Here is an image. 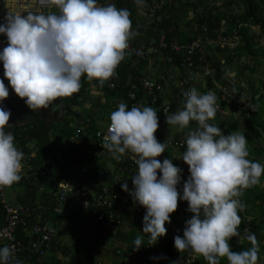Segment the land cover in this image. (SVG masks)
<instances>
[{"label":"clouds","instance_id":"9594fccd","mask_svg":"<svg viewBox=\"0 0 264 264\" xmlns=\"http://www.w3.org/2000/svg\"><path fill=\"white\" fill-rule=\"evenodd\" d=\"M48 11H8L0 22V34L7 45L0 50L4 76L15 94L32 109L48 108L58 98L70 97L81 87V78L103 84L115 74L124 59L129 40L136 35L127 8L111 0H36ZM139 6L145 0H135ZM58 9L54 12L53 9ZM9 89L0 79V104ZM184 106L166 116L167 124L185 130L186 149L181 159L190 175L182 184V169L172 159H157L167 144L155 133L159 116L151 106L128 107L119 102L110 113L108 134L103 148L117 161L126 153L138 166L132 176L133 189L121 184L146 209L142 233L136 235L134 249L154 245L167 232L170 214L178 199L186 201L192 213L185 220L183 236L174 237L180 252L190 250L208 264H257L259 244L255 233L245 230L250 247L234 251L229 244L240 236L239 212L246 207L244 190L261 182L264 163L249 159L248 140L243 132L225 135L214 120L217 96L196 87L183 91ZM10 111L0 106V186L21 180L24 153L9 128ZM193 122H195L193 124ZM159 173V175H158ZM0 264H23L16 258L14 245L0 246ZM171 264H177L172 261Z\"/></svg>","mask_w":264,"mask_h":264},{"label":"trees","instance_id":"16d2710c","mask_svg":"<svg viewBox=\"0 0 264 264\" xmlns=\"http://www.w3.org/2000/svg\"><path fill=\"white\" fill-rule=\"evenodd\" d=\"M156 1L159 0H145L144 5L142 6L137 5L135 0H116L114 2L118 8L123 7L130 11L132 27H136L137 25L144 27L143 31H137L136 34L137 37H139L138 40L142 43H147L151 40L156 41V36L159 35L160 32H163L167 42L173 41L179 44H184L191 42L199 34H203V32L200 31L202 27H205L208 30V35L212 38L216 37L214 33L215 31L223 29L228 35H232L233 31L236 30V34L239 37V44L231 48V51L228 50L229 48L216 50L209 48L207 49V55L204 57L203 62L198 61L201 56L197 55L193 58L192 62L187 64V69L196 71L198 66L201 67L203 64H207L213 70L212 78L215 80L222 81L227 76L231 75L243 79L246 87L245 89L232 87L231 90L238 98H242L241 96L244 95V104L248 110H243L240 113L242 115L251 113L247 120L249 125L248 130L249 132L254 133L258 140H262L264 144V121H262V117H264V92H260V89L264 90V81L261 79V76L264 77V69L263 72L259 71L260 78L254 80L251 78V76L256 73L253 66L249 67L243 65L242 68H239V66H236L233 69L230 68V64L233 60L241 58L249 59V57H253V63H261L259 57L264 54V48L260 46L257 36L252 34V31L255 30L254 28L258 27L259 34L264 36V0H227L224 8L218 7L213 9L207 6V0H172L170 4L164 6L161 12L155 14L154 19L159 22L158 30H156L153 37L143 38V34L146 32V27L143 23L136 21L134 9L137 7L146 9L152 2ZM233 5L239 7L241 5V12H239L238 8L234 10L233 7L230 11L231 6ZM168 8H172L173 11L170 13L169 17H164L163 14ZM189 13L193 14L194 17L191 23H185V19ZM238 24H242V26L237 30ZM185 26H188L187 29L183 28ZM0 37L6 39L4 34H0ZM210 51H213L214 53H225V63H222L220 59H214ZM167 55L168 51H161L158 55L160 57L154 60V65L151 67H148V60H141L138 64H132L131 60H122L115 70V74L118 76L120 83L114 90L105 88L103 84L95 79L89 80L86 76L82 77L81 87L78 92L70 97H62L60 100L52 102V104L49 105L50 108L57 106L56 110L58 111L61 109H67L65 117L59 123L47 127L43 122L38 121V127H36V124H27L21 127L6 128L5 130L11 131L14 134L15 143L17 147L22 150L24 155L33 154L30 164L43 171L46 176L45 182L42 186L37 185L32 187L29 183L21 186L22 195L17 198V203L21 205L32 204L37 200L42 202H53L52 191L49 194L47 192L53 190L59 182L67 180L75 174H89V180H95L97 178V183L100 185H103V183L99 180V177L102 178L103 182L108 183L114 177L119 176L123 179L124 175H121L120 172L122 171L123 173V171L126 172L129 170L128 167H126L127 163L125 161L123 162V157L126 158L129 153H126L119 161L115 160L105 148L103 154L100 155L101 147H98V144L95 142V133L98 129L95 120L91 119L88 124V129L84 130V132L90 137L89 147L84 146L81 149V146L79 147L78 144H65L64 140L72 135L74 131L75 125L71 126L73 120L79 119V117H76V114L72 111V107L81 104L85 89L89 86V83H92L104 96V107L107 108L110 104H113L112 101H124L130 108L133 102L127 97L129 91L135 93L134 103L145 98L143 96V88L140 84V79H149L148 76L146 77L148 71L147 68H152L153 66L157 67V76L185 73V69L180 66L178 56L173 54L174 56L169 61ZM201 63L203 64L199 65ZM231 70H234V72H231ZM245 72L248 73V76H245ZM206 83V89H200V92L204 93L213 90V88L209 86L211 84V79H207ZM188 89L189 88H186L182 91ZM158 103H160V101H158ZM217 103L219 104L220 109L223 110V114L220 115L216 111L215 118L211 122L220 127L226 125V129L229 133L237 131L236 122L232 121L231 123H227L226 121L221 120V117L225 115H233L236 109L231 104L224 102L221 98H217ZM171 105L174 107L172 102ZM174 108L173 110L177 111L182 107L178 109ZM156 111L159 116V127L155 135L158 141L163 142L162 138L167 137L172 133L170 127L175 131L178 130L176 126L167 124L166 117L162 115L160 110ZM102 117L103 116H101V118ZM54 130H58L59 135L53 138L51 137V132ZM186 131L187 129L182 130L184 139ZM32 134L34 135V138L30 139ZM80 138H83V136L81 135ZM247 140L249 158L262 163L264 161L263 148L256 146L254 139L248 138ZM30 142L34 144V151L28 147ZM185 149L186 144L184 143V146L180 151H175L176 159L180 158V162H183V165H180L183 170L181 182H184L190 175L188 165L181 159L182 153ZM170 151L171 147L166 148L165 152L157 157V159L162 161L164 158H170ZM170 159L173 160L174 158ZM46 161H48V163H46ZM173 164L175 165V163ZM110 186H112V184ZM39 187L49 188L41 192V196L39 197L40 200L38 198L36 199ZM240 199L246 204V207L239 212V215L241 216V223L238 226L240 236L232 237L229 240V244L234 251L248 248L251 245L245 238V230L255 233L260 253L257 264H264V176L261 177L260 183L245 189ZM187 209L188 204L186 201H184L182 205H178L176 211L170 214V223H166L170 225V227H166V234L160 237L154 245H146L149 242L147 238H145V245H141L139 250L134 249L133 241L136 235L139 234L137 224L139 223L141 227L143 226V217L146 210H140L136 212V216H133V218H127L128 231L123 232L118 230L116 234L117 238L121 240V244L123 245V257H130V259L134 260V264H171L172 261H176L177 264H208L202 256L192 253L190 250L180 252L174 246V237L176 235L182 236L180 230L181 221L178 214L181 210ZM82 214V211L76 210L74 215L71 218H68L67 221L76 217L80 218ZM140 232L142 233V230ZM110 264L123 263L112 261ZM219 264H228V262L226 258H221Z\"/></svg>","mask_w":264,"mask_h":264},{"label":"built area","instance_id":"2783aa9c","mask_svg":"<svg viewBox=\"0 0 264 264\" xmlns=\"http://www.w3.org/2000/svg\"><path fill=\"white\" fill-rule=\"evenodd\" d=\"M172 0H159L152 2L150 6L145 9L148 17L154 18L155 14L161 12L166 4H170ZM236 10V7L234 8ZM4 13L0 17V22H3ZM242 24H238L237 30ZM245 26V25H244ZM136 34L137 31H143L144 27L137 25L133 27ZM203 34H199L191 42L179 44L176 42H167L164 34L156 37V41L151 40L147 43H142L138 40L139 37L135 35L129 40V47L126 50L124 59L131 60L132 64H138L141 60H148V67L154 65V60L161 51H168V60L177 55L180 61V66L185 69V73H173L168 75H158L152 80L140 79L142 86L143 100L134 103L135 93L128 92V99L133 102L132 106H151L156 110H160L162 115L166 117L168 114L174 113V109L183 107V89L191 87H201L206 89L207 79H211L210 87L213 88L217 98H221L224 102L231 104L236 110L237 114L241 111H247L245 102L242 98H238L231 90L232 87L238 89H245L244 80L237 78L235 75L227 76L222 81L212 78L213 70L207 64H199L197 70L187 69V64L192 62L197 55L201 56L198 60L203 62L207 55V49L213 50L223 48H233L239 44V37L236 30L232 35H228L223 29L215 31L214 38L208 35V30L202 27ZM7 39L0 37V50L7 45ZM123 59V60H124ZM120 81L116 74L103 83L104 87L109 90H114ZM168 89V91H167ZM58 98L56 101L60 100ZM160 101V103H158ZM55 102V101H54ZM171 102L174 104L172 107ZM218 104V103H217ZM219 105V104H218ZM118 104L116 105L117 108ZM217 112L222 115L223 110L220 106ZM90 120L81 118L74 123V131L67 139L66 145L78 144L81 149L89 147L88 134L84 132L88 129ZM108 123L104 130L97 129L95 133V142L98 147H101L100 155L103 154L104 136L109 131ZM7 131V130H5ZM170 133L167 137H163V142L167 144V148L171 147L173 151H180L184 146L183 132L175 131L170 127ZM83 138H80V136ZM33 154L24 155L23 168L21 170V180L10 185L0 186V246L4 244L14 245L15 256L21 259L23 264H47L46 257L49 253H58L63 248L62 243L56 237V227L64 226L67 219L74 215L76 210L82 211V215L86 223H88L89 235L91 239L97 241H104L108 237V233L112 232L111 236H117V229L128 225L127 218L136 216V212L146 210L139 205L130 192L124 191L121 184L127 181L129 189H133L132 176L137 171V165L132 159V154L129 153L126 158L123 157V162L127 163L129 170L120 172L124 178L114 177L109 183L103 182V185L98 184L97 178L89 180V174H75L56 184L52 191L53 202L36 201L32 204H15L9 205L4 197V191L12 187H20L29 183L32 187L44 184L45 173L33 167L31 159ZM178 167L183 165L180 158L175 163ZM181 168V167H180ZM121 169V168H120ZM120 171V170H119ZM159 175V173H158ZM188 178V177H187ZM112 184V186H110ZM182 184L178 185V191L182 193ZM37 188V187H35ZM43 187H39L42 190ZM41 196V194H40ZM16 199V195H15ZM40 200V199H39ZM184 201L178 199V205H182ZM187 210H181L178 217L181 221L180 230L183 236V229L185 227V220L192 215ZM136 223V222H135ZM138 231L142 230L138 223ZM116 229V231H111ZM151 248V247H150ZM189 251V250H188ZM101 264V263H96Z\"/></svg>","mask_w":264,"mask_h":264},{"label":"rangeland","instance_id":"374dc122","mask_svg":"<svg viewBox=\"0 0 264 264\" xmlns=\"http://www.w3.org/2000/svg\"><path fill=\"white\" fill-rule=\"evenodd\" d=\"M207 3L209 7L213 8H218V7H225L227 0H207ZM233 9L236 7L238 8L239 12L242 10V6L240 5H233L230 8ZM228 13V12H227ZM226 27V26H225ZM255 30L252 31V34L256 35L260 46L264 48V36L259 34V28L256 27L254 28ZM263 43V44H262ZM231 49V48H229ZM211 55L213 56L214 59H220V61L223 60L225 57V53H214L213 51H210ZM225 59V58H224ZM253 57H249V59H235L231 64L230 68H234L236 66H239V68H242L243 65L247 66H253L254 69L257 70L255 74L251 76L252 79L257 80L260 78V72H263V63H264V54L260 55L259 61L261 62L260 64L253 63ZM154 67V66H153ZM147 68V75L149 79H153L154 77L157 76V67L154 68ZM232 71V70H231ZM260 71V72H259ZM264 73V72H263ZM245 76H248L247 73ZM247 78V77H246ZM262 81H264V77L261 76ZM246 80V79H245ZM197 89L200 91L202 89L201 87H197ZM81 103L83 104L81 108H79L80 112L83 111H89L93 110L95 106H97V103L89 100V98L84 95L83 98L81 99ZM102 107V106H101ZM100 107V108H101ZM110 107V106H109ZM112 108V106H111ZM116 109V108H115ZM114 109V110H115ZM111 111V110H110ZM113 111V110H112ZM109 112V111H108ZM95 113H98V115H103L102 118L100 117H95L93 120L96 121V125L99 129L104 130L106 125L110 122V115L104 117V114L107 113L106 110L104 112H101L99 110L95 111ZM231 113V112H230ZM251 114V113H250ZM250 114H244L242 115L237 114L236 112L231 115H225L223 116V120L226 121L227 123H231L232 121L237 123V131L243 132L246 136V139L251 138L254 139L255 145L263 148V155H264V144L262 140H258L256 138V135L254 133L249 132V125H248V117ZM262 121H264V117H262ZM68 120V119H67ZM195 123V122H193ZM222 132L227 135L230 134L229 131L226 129V125H222L221 127ZM59 135L58 130H54L51 132V137H57ZM34 144L30 142L28 144L29 149H32L34 151ZM170 158H174L172 160L173 163H176L177 157L175 154V151L171 150L170 151ZM251 159V158H249ZM48 163V161H46ZM264 163V161H263ZM20 187H12L8 188L4 191V197L6 199V202L9 205H15L17 204V200L15 199V195L20 197L21 193ZM49 189L47 187H43V190ZM259 189V188H258ZM40 193L38 191L37 195ZM36 195V199H37ZM16 196V198H17ZM69 223V224H68ZM67 227L63 226H57L56 227V237L57 239L62 243L63 248L58 251L60 255H62V261H57V264H96V263H101V264H110L112 261L115 260H120L123 264H134V260L130 259V257H123V245L121 244V240L116 239L115 237L111 236L112 232L108 233V237L104 241H97V240H92L89 235V229H88V223L83 218H80L78 221L75 222V219L72 218L69 222L67 221L65 223ZM165 227H170L169 224H166ZM172 229V228H171ZM111 231H116V229H111ZM121 230L123 232L128 231V226H122L121 228L117 229ZM173 230V229H172ZM118 250V251H117ZM114 252V253H113ZM48 257V255H47ZM46 257V258H47ZM259 263V262H258Z\"/></svg>","mask_w":264,"mask_h":264},{"label":"crops","instance_id":"0c3cea01","mask_svg":"<svg viewBox=\"0 0 264 264\" xmlns=\"http://www.w3.org/2000/svg\"><path fill=\"white\" fill-rule=\"evenodd\" d=\"M12 2V3H11ZM10 4L12 5L13 2L14 4L12 6H10V9L13 10V12H16V11H20V12H27L29 11L30 9H32L34 6V0H14L12 1L11 0ZM171 7V6H170ZM176 7V6H175ZM174 7V8H175ZM172 8H168L165 12H164V17H169L170 13H172ZM134 14L136 16V21L137 22H140V23H143L144 26L146 27V32L145 34H143V38H152L153 35L156 33V30H158V20H155L154 18H150L148 17L145 12V9L142 8V7H137L134 9ZM193 14L189 13L187 18L185 19V23H191L192 19H193ZM187 25V24H186ZM188 26H185L183 28H186L187 29ZM163 32H160V34H162ZM159 34V35H160ZM6 37V35H4ZM158 36V35H157ZM156 36V37H157ZM7 39V37H6ZM264 43V42H263ZM262 43V44H263ZM229 51H231V49H228ZM225 59L223 58L222 60V63H225L224 61ZM234 61V60H233ZM232 61V62H233ZM2 63V62H1ZM233 69V68H232ZM255 71L257 72V70L255 69ZM4 72V71H3ZM231 72H234V70H232ZM247 72H245L244 74H246ZM232 74V73H230ZM248 75V73H247ZM168 91V89H167ZM260 92H264V90L260 89ZM84 95H86L89 100L97 103V106H95L93 108V110H89V111H83V112H80L79 111V108L82 107V103L79 105V106H74L72 107V111L76 114V117H79V119L81 118H86V119H94L95 117H100L103 116V115H98V113H95V111L99 110L101 112H104V110L107 111V113L104 114V117L106 116H109L110 113L112 112V110L115 109V105L119 104V102L117 101H112L113 104H110V107L108 106L107 108L104 107V103H105V99H104V96L102 95V93L92 84V83H89V86L85 89V92H84ZM83 95V96H84ZM115 103V105H114ZM102 106V107H101ZM112 106V108H111ZM56 107L57 106H54L53 108H51L52 110H56ZM101 107V108H100ZM111 110V111H110ZM109 111V112H108ZM223 117H221V120ZM79 119H74L73 120V123L71 124V126H74V123H76L77 120ZM263 163V162H262ZM40 193L37 195V198L39 199L40 197V194L41 192L43 191L42 190H39ZM22 195V189H21V193H20V196ZM17 196V195H16ZM18 198V196H17ZM16 198V200H17ZM80 218H84L83 215H81ZM80 218H74L75 219V222L78 221ZM67 222V221H66ZM69 222V221H68ZM69 224V223H68ZM64 228L67 227V225H64L63 226ZM62 255H60L59 253H49L48 254V257L46 258V263L47 264H57V261H62ZM115 261H118V262H121L119 259L118 260H115Z\"/></svg>","mask_w":264,"mask_h":264},{"label":"water","instance_id":"95a60500","mask_svg":"<svg viewBox=\"0 0 264 264\" xmlns=\"http://www.w3.org/2000/svg\"><path fill=\"white\" fill-rule=\"evenodd\" d=\"M14 1V0H12ZM16 1V0H15ZM116 0H111L114 3ZM11 0H0V17L7 13L8 11H13L10 9ZM12 3V2H11ZM34 7L30 10H36L37 8H41V10L48 11V7L40 6L36 0H34ZM54 12L58 11V9H53ZM4 68L3 64L0 62V79L4 80L5 86L9 89L8 97L0 104V106L6 108L10 111L11 115L9 118V127H21L27 124H36V127L39 126L38 121L43 122L47 127H50L52 124L59 123L63 120L67 113V109H61L59 111H53L50 107L48 108H40L37 110L30 109L24 99L18 97L14 90L10 86V82L4 76ZM34 135L32 134L30 139H33Z\"/></svg>","mask_w":264,"mask_h":264},{"label":"flooded vegetation","instance_id":"af4514ba","mask_svg":"<svg viewBox=\"0 0 264 264\" xmlns=\"http://www.w3.org/2000/svg\"><path fill=\"white\" fill-rule=\"evenodd\" d=\"M54 111V110H53ZM55 111H58V110H55Z\"/></svg>","mask_w":264,"mask_h":264}]
</instances>
